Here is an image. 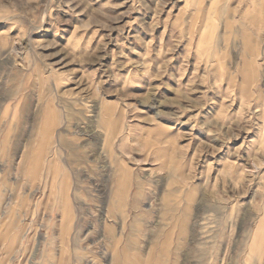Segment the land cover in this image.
Returning <instances> with one entry per match:
<instances>
[{"label": "rangeland", "instance_id": "1", "mask_svg": "<svg viewBox=\"0 0 264 264\" xmlns=\"http://www.w3.org/2000/svg\"><path fill=\"white\" fill-rule=\"evenodd\" d=\"M263 220L264 0H0V264H264Z\"/></svg>", "mask_w": 264, "mask_h": 264}, {"label": "bare ground", "instance_id": "2", "mask_svg": "<svg viewBox=\"0 0 264 264\" xmlns=\"http://www.w3.org/2000/svg\"><path fill=\"white\" fill-rule=\"evenodd\" d=\"M49 123V122H48ZM48 123H47V125H48ZM102 123H104L103 121H102ZM46 125V126H47ZM99 125V124H98ZM46 126H43L42 127V129H41V133H40V139H39V142H38V145L36 146V148H34V150H33V153H32V155H33V160H32V162H31V164H30V168H35L36 166H39V162L37 161V159H38V157L41 155V153H42V150H43V146H44V142L47 140V136L49 135H47V129L50 127V125H48L49 127L47 128ZM49 138V137H48ZM49 168V167H48ZM32 171V169H29L28 170V172H31ZM264 222V220L261 222V224ZM258 237H259V235H255L254 236V241H253V243H252V247L250 248V251H251V253L253 254V255H255L256 256V250L253 248V246L254 245H256L257 246V240H258ZM255 250V251H254Z\"/></svg>", "mask_w": 264, "mask_h": 264}, {"label": "crops", "instance_id": "3", "mask_svg": "<svg viewBox=\"0 0 264 264\" xmlns=\"http://www.w3.org/2000/svg\"><path fill=\"white\" fill-rule=\"evenodd\" d=\"M64 216H65V214H64V212H63V214H62V219L64 218Z\"/></svg>", "mask_w": 264, "mask_h": 264}]
</instances>
